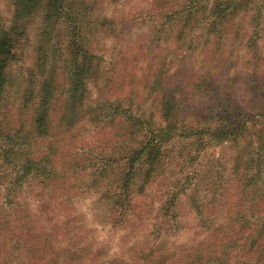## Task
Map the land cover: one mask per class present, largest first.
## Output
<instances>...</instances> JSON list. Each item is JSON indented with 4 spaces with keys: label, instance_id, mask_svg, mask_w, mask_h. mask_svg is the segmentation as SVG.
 I'll list each match as a JSON object with an SVG mask.
<instances>
[{
    "label": "trees",
    "instance_id": "16d2710c",
    "mask_svg": "<svg viewBox=\"0 0 264 264\" xmlns=\"http://www.w3.org/2000/svg\"><path fill=\"white\" fill-rule=\"evenodd\" d=\"M7 1L11 15L6 23H0V264H97L98 252L91 253L89 243L76 238V221L57 212L64 206L59 192H64L68 184L67 173L74 170L79 177L85 176L87 183L80 188L92 192L96 202L110 206V226L118 229L129 224V218L142 221V211L135 213V201L145 195L152 182L164 179V161L176 147L179 165L168 174L167 190L159 197L150 224L151 240L132 248L129 264H264V53L257 46L262 13L259 3L183 0L174 11L161 14L164 23L184 20L189 23L184 24L185 29L200 28L202 36L218 37L216 41L221 43L229 20L248 8L253 14L254 33L246 41L249 60L242 69L240 102L231 93L228 78L223 90L205 75H195L194 83L165 87L169 59L149 87L150 93L158 92L161 105L160 120L153 122L138 113L133 98L123 105L121 99L104 100L94 107L97 112L84 108L86 84L100 78L101 57L87 45L93 22L86 18L83 2ZM40 13L37 62L22 80L16 111L30 114L29 126L25 128L22 121L6 128L1 117L14 114L6 101L13 82L10 68L23 60L30 26ZM164 23L152 30V37ZM60 27L67 40L63 48L56 43ZM236 32L237 37L242 35ZM184 48L189 53L194 51L192 46H178L176 56L180 59ZM59 76L64 85L58 83ZM188 92L194 95L190 97ZM57 98L62 102L55 110ZM192 98L202 109L197 118L191 114L192 123L187 124L185 116L194 108L185 107ZM87 115L100 126L120 119L124 124L123 141L128 143L134 135L138 141L129 148L125 143L126 147L114 154H88L82 163L67 162L62 155L68 151L66 142L75 138L73 130ZM39 141L47 143L44 150L37 148ZM218 146L223 152L212 153ZM228 156H232L229 172L235 179L217 201L216 191L224 185ZM113 167L116 171L111 176L117 179H107ZM31 184L40 188L34 199L36 210L21 197L22 189ZM181 195L186 197L194 220L208 223V227L204 228L203 241L190 251L184 250L180 261L172 263L169 251L159 249L156 237L162 229L171 234L182 229L178 211ZM218 207L222 214L219 220ZM65 240L64 247L53 246L55 241L61 244Z\"/></svg>",
    "mask_w": 264,
    "mask_h": 264
},
{
    "label": "rangeland",
    "instance_id": "374dc122",
    "mask_svg": "<svg viewBox=\"0 0 264 264\" xmlns=\"http://www.w3.org/2000/svg\"><path fill=\"white\" fill-rule=\"evenodd\" d=\"M78 1V0H71ZM87 8L86 18L92 21V26L88 29L91 32L90 41L87 44L89 48L101 57L100 78L92 79L86 84V94L84 96V108L89 111L102 103L104 100L121 99L122 105L128 98H133L139 107L138 113L143 114L145 119H151L158 122L160 119L161 105L159 103L158 92H149V87L155 75L164 69L163 64L171 59L169 70L164 78V86L173 88L178 83H194L195 75H205L216 82L223 90L225 80L230 81L229 88L231 93L240 102L243 99L241 93V81L243 77V66L249 60L246 50V41L254 31L251 27L253 14L248 8L242 9L235 19L229 20L228 31L222 36L221 43H217L215 36H202L201 30L189 31L184 28V20L175 19L171 22L164 23L161 14L168 11H174L184 2L183 0H80ZM211 1V0H210ZM251 5L259 3L261 18L258 31V48L264 53V1H251ZM250 7V5L248 6ZM11 15V7L7 0H0V23H6ZM40 16L30 26L29 35L24 48L23 60L16 63L10 68V77L13 80L11 87L7 92L6 101L8 102L11 117L5 115L1 117L2 124L10 128L13 124L24 123L25 128L29 126L30 114H22V111L16 112L20 99L22 80L28 77L29 71L34 70L37 62L38 35L40 33ZM104 21V22H102ZM102 22V23H99ZM189 22H192L189 21ZM164 23L162 29H157L158 35L152 37V30ZM202 27V24L199 25ZM225 27V26H224ZM225 29V28H224ZM240 32L242 35L237 37L235 33ZM152 38L156 42L152 41ZM66 37L63 28L56 30V43L63 48L66 43ZM205 43V45H202ZM183 45L194 49L191 53L186 48L183 49L180 59L177 54V47ZM222 60L225 64L222 63ZM263 68V69H262ZM264 70V65L261 67ZM59 71V75H61ZM263 73V72H261ZM162 76V75H161ZM61 78L59 76L58 83ZM38 81V78L36 79ZM62 85L65 82H61ZM194 95V92H188V96ZM62 98H57L54 109L59 108ZM200 102V101H199ZM194 108V112H188L185 123L189 124L190 115L198 117L201 107L195 98L185 107ZM31 108V107H30ZM12 109V110H11ZM95 111V108H94ZM137 111V110H136ZM97 112V111H95ZM57 113V111H56ZM8 114V113H7ZM10 114V113H9ZM17 115L19 116L17 118ZM85 116L81 123L75 127L76 136L71 139L68 151L63 152L64 159L67 162L86 161V155H95L96 153L111 154L119 152L125 148L127 140L123 141L124 124L118 118L117 120L103 121L105 124L100 126ZM184 117V114H183ZM93 122V123H92ZM192 123V122H190ZM125 136V135H124ZM138 141L134 135L132 140L128 141L127 147H133ZM47 143L39 141L37 148L44 150ZM177 147L174 152L168 154L169 159L164 161V179L152 182L147 188L145 195L135 201V213L142 211V221L136 218H129L126 226L114 229L110 226V219L113 211L109 205H102L95 201L92 192L85 188V176H80L74 170L66 175L64 192H59V196L64 200V206L57 211L61 216L64 215L69 221L75 220L78 236L84 242L89 243L91 253L98 252L97 264H129L132 248L141 242L149 243L151 237L150 224L154 222L153 218L158 209L159 197L161 193L167 190L168 174L175 172L179 162L175 159ZM223 148L220 146L212 149V153L220 154ZM220 157V155H219ZM232 158V156H230ZM226 157L224 162L225 178L222 180L223 186L217 189V201L224 197L229 185L234 181V177L229 172L231 167V158ZM116 168L110 169L107 173V179H117L112 177ZM105 178V180H106ZM3 182V180H2ZM218 185H220L218 183ZM217 186L214 187L216 189ZM223 195H221V189ZM40 191L39 186L31 184L30 187L22 189L21 197L26 199L30 208L36 210L34 201L37 193ZM209 201V198H206ZM26 202V203H27ZM59 203V202H58ZM178 211L182 218V229L175 234L168 233L162 229L156 237L159 240V249L168 250L172 256L169 261L177 263L184 254L183 251L194 249L205 237V227L208 223L199 224L194 220L193 211L188 205L185 196H179ZM218 203V202H217ZM218 207L217 218H222ZM166 233V234H163ZM77 240V239H76ZM79 241V240H78ZM55 241L53 246L64 247L67 241ZM82 243V242H81ZM86 243V244H87ZM82 246H86L84 243ZM187 253V252H186ZM95 255H93L94 257ZM90 260V258H89ZM114 262V263H111ZM93 264L87 261L86 264Z\"/></svg>",
    "mask_w": 264,
    "mask_h": 264
}]
</instances>
